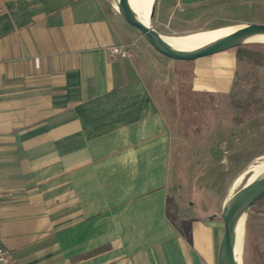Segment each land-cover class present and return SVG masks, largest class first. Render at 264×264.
<instances>
[{"label":"crops","instance_id":"1","mask_svg":"<svg viewBox=\"0 0 264 264\" xmlns=\"http://www.w3.org/2000/svg\"><path fill=\"white\" fill-rule=\"evenodd\" d=\"M230 1L261 22L264 0H161L159 15ZM133 31L112 0H0V245L20 264H217L220 220L169 199L167 122ZM235 70L233 50L191 61V91L229 94Z\"/></svg>","mask_w":264,"mask_h":264},{"label":"rangeland","instance_id":"2","mask_svg":"<svg viewBox=\"0 0 264 264\" xmlns=\"http://www.w3.org/2000/svg\"><path fill=\"white\" fill-rule=\"evenodd\" d=\"M160 1L155 3L151 26L163 36L233 24L264 25V14L261 22H255L257 12L252 2L230 1L216 9L194 12L193 16L177 11L173 17H165L159 15ZM132 4L143 13L137 0ZM133 30L129 48L154 70L150 87L167 122V189L175 215L178 208L191 206L199 216L204 212L220 220L232 183L238 180L231 189L233 194L246 184L249 169L264 161V81L261 83L258 75L259 68L264 70V45L246 44L238 51L240 80L231 93L201 94L191 91L190 61L165 58ZM257 98L260 102L256 104ZM235 117L244 118V123L235 125ZM246 216L242 264H263L257 254L264 252V202L250 208Z\"/></svg>","mask_w":264,"mask_h":264},{"label":"water","instance_id":"3","mask_svg":"<svg viewBox=\"0 0 264 264\" xmlns=\"http://www.w3.org/2000/svg\"><path fill=\"white\" fill-rule=\"evenodd\" d=\"M112 2L121 18L135 29L155 52L170 60L191 62L249 44L248 41L253 37H264V25L253 23L244 25L233 33L195 50H178L167 44L151 26L156 0L151 6L148 23L133 10L129 0H112ZM262 196H264V173L247 182L224 201L220 213L223 234L218 248L217 264H242L241 252L239 253L235 246L236 228L240 219L247 215L249 209Z\"/></svg>","mask_w":264,"mask_h":264},{"label":"bare ground","instance_id":"4","mask_svg":"<svg viewBox=\"0 0 264 264\" xmlns=\"http://www.w3.org/2000/svg\"><path fill=\"white\" fill-rule=\"evenodd\" d=\"M142 8L143 13L139 12V10L132 4V0H129L131 7L133 10L141 16L146 23L149 21V14L151 10V6L155 0H137ZM244 25H228V26H222L218 28H213L205 31L200 32H194L186 35H179V36H163L161 35L162 39L169 44L171 47L178 49V50H195L197 48H200L202 46H205L211 42H214L215 40H218L224 36H227L231 33H233L235 30L243 27ZM248 42L249 44H258V45H264V37H253ZM246 172V171H245ZM264 173V161L259 163L258 165L252 166L248 171V178L247 182L254 180L258 176ZM238 183V180H235L229 190V196L226 198L228 199L232 195L231 189ZM225 199V200H226ZM224 203V202H223ZM247 216H244L240 219L235 236H236V250L240 253L242 257L243 252V240H244V224Z\"/></svg>","mask_w":264,"mask_h":264},{"label":"built area","instance_id":"5","mask_svg":"<svg viewBox=\"0 0 264 264\" xmlns=\"http://www.w3.org/2000/svg\"><path fill=\"white\" fill-rule=\"evenodd\" d=\"M127 54L124 46H111L109 48L110 56L125 57ZM0 264H20L12 257L9 251L0 245Z\"/></svg>","mask_w":264,"mask_h":264},{"label":"trees","instance_id":"6","mask_svg":"<svg viewBox=\"0 0 264 264\" xmlns=\"http://www.w3.org/2000/svg\"><path fill=\"white\" fill-rule=\"evenodd\" d=\"M240 49H242V46L235 48V50L237 51L236 52V70H235V73H234V81H235L234 83L235 84H237V81L240 80V75L238 74V66H239V62H240V58H241V55H240V53L238 51ZM254 101H255L254 103H256V104L260 102V100L258 98L256 100H254ZM239 109H241V108L239 107ZM262 110L263 109H261V111ZM261 111H259V112H261ZM233 121H234L235 125H241V124L244 123V118H242V117H235ZM263 202H264V196H262L253 205V207L256 206V205H258V204H260V203H263ZM257 256H258L259 260L264 264V252H261V251L258 252Z\"/></svg>","mask_w":264,"mask_h":264}]
</instances>
